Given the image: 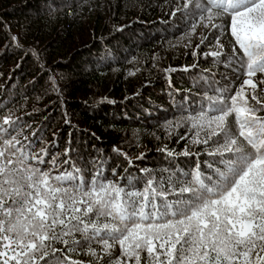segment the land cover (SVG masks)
Returning <instances> with one entry per match:
<instances>
[{
	"label": "snow or ice",
	"instance_id": "6c2138e0",
	"mask_svg": "<svg viewBox=\"0 0 264 264\" xmlns=\"http://www.w3.org/2000/svg\"><path fill=\"white\" fill-rule=\"evenodd\" d=\"M177 13L188 32L200 26L196 48L214 47L204 55L235 77L213 79L212 95L187 100L198 151L158 150L189 158L187 170L141 168L129 178L111 168L109 178L101 157L57 171V157L35 148V129L0 109V264H84L72 258L78 250L89 264H264V0H176ZM26 51L43 70L39 53Z\"/></svg>",
	"mask_w": 264,
	"mask_h": 264
},
{
	"label": "trees",
	"instance_id": "16d2710c",
	"mask_svg": "<svg viewBox=\"0 0 264 264\" xmlns=\"http://www.w3.org/2000/svg\"><path fill=\"white\" fill-rule=\"evenodd\" d=\"M175 3L0 0V21L25 49L10 44L0 24V109L14 110L35 129V148H45L46 160L57 157V171L86 168L101 157L109 178L111 168L129 178L141 168L187 170L189 158L172 160L158 150L180 154L187 145L198 151L184 119L190 114L187 100L212 95L207 89L213 79L235 77L226 64L204 55L214 47L196 48L202 30L197 25L188 32L185 19L171 14ZM29 47L39 53L43 70ZM257 94L264 95L259 85ZM66 148L71 150L65 155ZM113 251L118 254V246ZM72 258L84 264L93 259L79 250Z\"/></svg>",
	"mask_w": 264,
	"mask_h": 264
}]
</instances>
